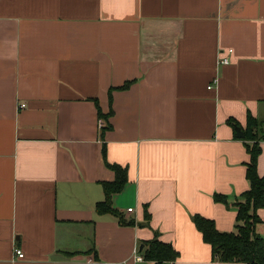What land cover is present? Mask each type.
Wrapping results in <instances>:
<instances>
[{
	"label": "crops",
	"instance_id": "crops-1",
	"mask_svg": "<svg viewBox=\"0 0 264 264\" xmlns=\"http://www.w3.org/2000/svg\"><path fill=\"white\" fill-rule=\"evenodd\" d=\"M94 99L127 167L120 218L94 208L114 179ZM248 113L264 119V0H0V264H237L192 216L235 230L249 154L226 120ZM151 239L177 258L136 262Z\"/></svg>",
	"mask_w": 264,
	"mask_h": 264
},
{
	"label": "trees",
	"instance_id": "trees-1",
	"mask_svg": "<svg viewBox=\"0 0 264 264\" xmlns=\"http://www.w3.org/2000/svg\"><path fill=\"white\" fill-rule=\"evenodd\" d=\"M131 83V81H126L122 86L115 89H126ZM112 89L109 90L110 100ZM93 101L97 108L98 117L103 119L105 123L99 128V137L102 141L100 150L102 160L105 166L114 172V179L101 182L104 198L98 201L94 208L96 213L100 215L111 214L120 218L121 213L113 206L112 196L121 192L126 185L128 181L127 167L110 163L107 160L106 144L103 140L105 132L112 128L108 118L113 111L110 109L108 113L104 114L97 99ZM226 122L234 129L236 126H240L234 118H228ZM263 126L264 119L258 120L250 113L247 114L246 126L242 129L244 136L240 139L245 142V147L249 154L245 173L249 188L241 193L240 198L233 204L237 211L235 230L228 232L219 231L213 220L199 214L192 216L196 229L201 233L202 240L209 244L212 259L215 261L237 264H264V238L255 232V225L261 222L257 210L264 208V176H260L257 171V160L261 152L259 143L264 139L261 138L262 134L260 133V129ZM213 199L216 202L227 204L228 198L224 194L215 193ZM62 253L66 256L74 254L73 252ZM142 254L144 260L155 263L172 261L178 256V252L172 245L158 239H151L145 242Z\"/></svg>",
	"mask_w": 264,
	"mask_h": 264
},
{
	"label": "built area",
	"instance_id": "built-area-1",
	"mask_svg": "<svg viewBox=\"0 0 264 264\" xmlns=\"http://www.w3.org/2000/svg\"><path fill=\"white\" fill-rule=\"evenodd\" d=\"M219 64H227L229 61L227 59V57L225 56H221L219 58ZM210 88V86H209ZM25 104H21L20 107H24ZM104 125V121L102 119H100V126H103ZM264 140V139H263ZM128 211H132L133 208L130 207V208H127ZM14 253L16 255V257L18 259H22L24 257V253L22 252V250L20 248H16L14 250ZM132 256H133V259L136 261V262H142L144 260L143 256L141 255V253L139 252V249L137 247H135L132 251Z\"/></svg>",
	"mask_w": 264,
	"mask_h": 264
},
{
	"label": "water",
	"instance_id": "water-1",
	"mask_svg": "<svg viewBox=\"0 0 264 264\" xmlns=\"http://www.w3.org/2000/svg\"><path fill=\"white\" fill-rule=\"evenodd\" d=\"M235 129H236V132H237V134H236L237 137H238V138H243L244 135H243V132H242V130L240 129V127L236 126Z\"/></svg>",
	"mask_w": 264,
	"mask_h": 264
}]
</instances>
